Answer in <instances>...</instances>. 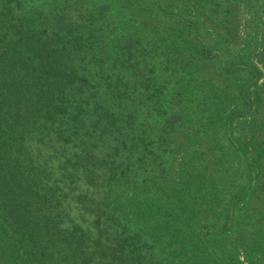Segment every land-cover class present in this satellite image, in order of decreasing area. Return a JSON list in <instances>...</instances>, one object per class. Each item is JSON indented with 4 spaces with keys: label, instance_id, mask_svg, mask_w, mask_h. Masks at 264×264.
Returning a JSON list of instances; mask_svg holds the SVG:
<instances>
[{
    "label": "trees",
    "instance_id": "obj_1",
    "mask_svg": "<svg viewBox=\"0 0 264 264\" xmlns=\"http://www.w3.org/2000/svg\"><path fill=\"white\" fill-rule=\"evenodd\" d=\"M228 2L0 0V264H264V73L192 81Z\"/></svg>",
    "mask_w": 264,
    "mask_h": 264
},
{
    "label": "rangeland",
    "instance_id": "obj_2",
    "mask_svg": "<svg viewBox=\"0 0 264 264\" xmlns=\"http://www.w3.org/2000/svg\"><path fill=\"white\" fill-rule=\"evenodd\" d=\"M227 5H230V11L225 16V22L219 26L213 27L208 21L201 20L203 24L200 25L198 36L207 44L215 45L217 50L214 58L198 60L193 64L191 56L184 52L186 58L183 60V64L187 66L191 62V69L197 71L198 79H192L193 83L201 85L203 88L212 83L225 89L228 88L233 93L235 84L241 85L243 81L251 77L248 73L240 71L241 65H254L264 73V0H230ZM160 36L165 41L162 40V46H158V54L165 52L164 45L166 42L179 46L181 44L180 38L171 37L164 31L160 32ZM231 62L238 64L235 74L231 72ZM181 66L182 69H179L177 76L170 77V86L167 92L174 87L172 84L175 81L178 88L185 85L186 81L190 79L191 75L186 74L190 71L183 65ZM225 66L227 70H225ZM263 80L264 78L261 77L258 83H262ZM178 162L177 157L176 160L172 161L170 168L177 167ZM68 209L71 211L70 215L78 221L80 212L77 205L71 203ZM90 222L91 219L87 218L84 226L89 225ZM247 264L251 263L247 262Z\"/></svg>",
    "mask_w": 264,
    "mask_h": 264
}]
</instances>
